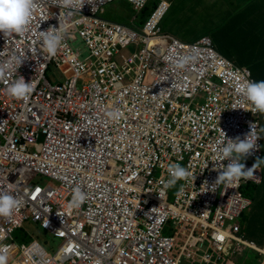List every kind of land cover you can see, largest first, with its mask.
Listing matches in <instances>:
<instances>
[{"label": "clouds", "instance_id": "clouds-1", "mask_svg": "<svg viewBox=\"0 0 264 264\" xmlns=\"http://www.w3.org/2000/svg\"><path fill=\"white\" fill-rule=\"evenodd\" d=\"M116 1L0 0L1 38L25 45L36 31L27 55L15 48L0 54V264H264V243L248 226L259 224L246 217L256 202L249 190L264 184V53L252 65L240 62L248 49L226 56L217 45L231 39L221 40L226 26L219 38L211 32L193 42L184 36L196 27H186L182 36L171 33L191 14L193 0H124L132 9L122 22L102 17ZM230 1L228 12L236 13L241 27L234 33L238 40L264 43V22L251 13L263 9L259 0ZM131 13L136 16L130 22ZM79 38L85 58L72 46ZM203 40L223 60L213 83L187 68V58L175 64L169 52L174 41L190 50ZM51 67L55 83L46 76ZM169 76L178 77L177 109L147 98ZM151 104L164 117L147 116ZM241 112L255 122L243 139L233 132L244 123ZM185 118L188 130L178 133L176 122ZM170 125L190 146L179 155L184 164L168 166L166 198L150 196L138 207L117 204L104 185L118 181L121 171L130 173L124 152L158 146ZM192 131L201 138L185 136ZM193 163L201 185L213 193L210 217L187 221L176 199L184 180L196 179L186 167ZM162 176L156 170L155 177ZM230 194L249 205L214 223ZM28 221L61 239L58 249L51 252L32 238L24 229ZM150 236L165 245L137 248L139 237Z\"/></svg>", "mask_w": 264, "mask_h": 264}, {"label": "built area", "instance_id": "built-area-1", "mask_svg": "<svg viewBox=\"0 0 264 264\" xmlns=\"http://www.w3.org/2000/svg\"><path fill=\"white\" fill-rule=\"evenodd\" d=\"M49 27V26H47ZM117 28V27H115ZM35 30V28H34ZM32 38L26 39L27 43L33 45ZM206 42L203 40L197 45L186 46L179 41H174L169 45V52L177 64L182 58H187L188 62L185 64L187 68L194 70L197 77L204 83H213V79L218 72V64L222 63L223 60L215 58L214 52L206 47ZM14 45L9 39L0 37V54L10 48H15L21 55H27L26 45ZM29 62H25L24 66L28 67ZM160 91L153 93L150 97L147 96L148 102L157 101L163 106L171 103L172 109H177L176 103L173 101L175 97H179L178 92L174 89L178 86V77H165L164 80L158 83ZM151 98V99H150ZM246 106L251 109L252 105L247 101ZM149 112L151 114L147 116L151 117H164L162 111L150 105ZM187 112V111H186ZM191 113V112H190ZM244 123L243 125L237 124L233 126L234 137L240 136L242 139L245 134L250 132L251 124H255L254 120L247 115L242 113ZM212 122V119H210ZM176 130L178 133L181 131L186 132L188 130L186 124V118L176 122ZM169 132L163 141L156 146L154 143L150 144L138 151H125L124 159L129 164L130 173L121 171L118 181L104 185L110 193H112L114 200L119 204L120 202L124 205H130L132 207L143 206V200L148 199L150 196L159 199H165L168 195L170 188L165 189L164 183L169 179L167 172L168 166L173 163L184 164L186 159L179 158L183 149L190 146V141L187 139L176 136L173 132V126L170 125ZM255 134L258 136L257 127ZM229 135V134H228ZM191 139L201 138L200 134L192 131L185 135ZM230 138V136H229ZM259 143V138L256 141ZM187 169L196 176V179L189 178L184 180L183 191H179L176 199V205L181 208V217L186 218L187 221L199 220L202 218L210 217L209 199L213 191H207L208 189L203 187L202 176L195 170V164L186 165ZM56 168V167H55ZM162 170V178H156V170ZM47 174L50 175V172ZM259 180V178H257ZM217 189V188H216ZM205 191V192H204ZM161 197L159 196V194ZM228 203L223 208H219L214 217V223H224L227 218H234L238 215L243 207H247L250 203L249 200L243 196L230 194L228 196ZM85 202H88L85 200ZM92 206H88L91 209ZM161 211V208H160ZM137 248L145 250L148 248H158L157 246H164L163 240L157 236H150L149 238L139 237L137 240Z\"/></svg>", "mask_w": 264, "mask_h": 264}, {"label": "rangeland", "instance_id": "rangeland-1", "mask_svg": "<svg viewBox=\"0 0 264 264\" xmlns=\"http://www.w3.org/2000/svg\"><path fill=\"white\" fill-rule=\"evenodd\" d=\"M127 8H131V5L126 3L124 0L116 1L108 6L105 7V12L102 14V17L122 22L125 12L127 11ZM233 5L230 0H204L201 4V12L198 13L195 20L193 21L196 29L198 37L204 36V35H210V33L215 37L219 38L221 33V27L231 24V21L235 18L236 13L228 12L229 10H232ZM136 16V13H131L129 17V21L131 22L134 17ZM139 21H136L135 24H139ZM205 26V27H204ZM197 37V38H198ZM197 38L194 37H188L184 36V40L187 42H193ZM72 46L75 49H78L82 51V57L85 58L89 55L88 51L84 47L83 43L81 42L80 38L72 43ZM49 81L52 83H55L56 78H58L57 72L54 70L53 67L50 68V70L46 74ZM261 80H264L262 78ZM161 173H157V177H160ZM40 183H45L46 179H38ZM179 185H176L173 191L171 192V200L175 199V196L178 192ZM257 189H250V194L256 199ZM251 212L248 211L246 214V217L250 221H259L260 224L264 228V209L260 210L255 214V216L250 218ZM24 229L31 234L32 238L38 239L42 244H44L51 252H54L58 249L60 246L62 240L54 238L51 234L47 233L45 230H43L40 226L36 225L32 221H28L24 225ZM184 229L191 231V227L185 226ZM18 232L15 233V236H18ZM18 242H21L20 239H17ZM178 249L181 247V243L177 246ZM13 255L10 257V260H13Z\"/></svg>", "mask_w": 264, "mask_h": 264}, {"label": "trees", "instance_id": "trees-1", "mask_svg": "<svg viewBox=\"0 0 264 264\" xmlns=\"http://www.w3.org/2000/svg\"><path fill=\"white\" fill-rule=\"evenodd\" d=\"M258 6L259 8H263V9H255V11L251 13H256V15L257 13H259L260 17L258 21L260 23H263L264 22V0H259ZM237 20H238V17H235L233 21L231 22V24L226 25L228 32L225 33V35L221 37V40H225L227 38H231V39L224 41V42H217V45L219 49L221 50V52H223L226 56L230 58H233L236 55L237 50L238 52H241L243 51V49L245 50L248 49V53H246L244 56V61L240 60V62L241 64L243 63L246 65H249V64L252 65V62L254 61V59L262 55V52L264 53V43L262 41H254V42L249 43V45L247 46L241 43L238 40V37L234 35V33L240 34V31H241L240 30L241 27H239L238 24L236 23ZM247 41L248 40H246V42ZM262 132L264 136V119H263V125H262ZM260 188H256V189H260Z\"/></svg>", "mask_w": 264, "mask_h": 264}, {"label": "crops", "instance_id": "crops-1", "mask_svg": "<svg viewBox=\"0 0 264 264\" xmlns=\"http://www.w3.org/2000/svg\"><path fill=\"white\" fill-rule=\"evenodd\" d=\"M194 4L193 6H191L189 8L188 11H192L191 14L190 13H186L184 15V19H182L176 26L170 27L168 30L173 33L174 35L177 36H182V34L184 33V29L186 27H191L193 29L194 24L193 21L196 18V16L198 15V13L201 11V6L199 5V3H202V0H193ZM194 34L192 36L187 35L188 37H194L197 38L198 34H197V30L193 29ZM254 210L251 211V216L250 218L253 219V217L255 216V214H257L258 211L264 209V184L263 186L258 189L257 194H256V202L254 205ZM259 224V227L256 226H252L250 223L248 224L249 226V231L250 234L256 238L259 239V241H262L264 243V228H262V225L260 224L259 221H253ZM260 233V235H259Z\"/></svg>", "mask_w": 264, "mask_h": 264}]
</instances>
